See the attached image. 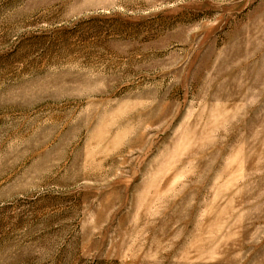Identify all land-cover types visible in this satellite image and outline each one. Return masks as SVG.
Masks as SVG:
<instances>
[{"label": "rangeland", "instance_id": "374dc122", "mask_svg": "<svg viewBox=\"0 0 264 264\" xmlns=\"http://www.w3.org/2000/svg\"><path fill=\"white\" fill-rule=\"evenodd\" d=\"M0 264H264V0H0Z\"/></svg>", "mask_w": 264, "mask_h": 264}]
</instances>
